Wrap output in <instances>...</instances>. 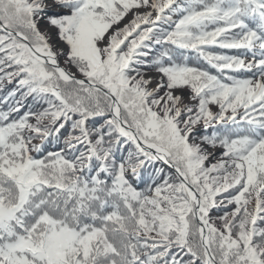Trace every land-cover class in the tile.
Masks as SVG:
<instances>
[{
    "label": "snow or ice",
    "instance_id": "obj_1",
    "mask_svg": "<svg viewBox=\"0 0 264 264\" xmlns=\"http://www.w3.org/2000/svg\"><path fill=\"white\" fill-rule=\"evenodd\" d=\"M0 92V264H264V0H0Z\"/></svg>",
    "mask_w": 264,
    "mask_h": 264
},
{
    "label": "trees",
    "instance_id": "obj_2",
    "mask_svg": "<svg viewBox=\"0 0 264 264\" xmlns=\"http://www.w3.org/2000/svg\"><path fill=\"white\" fill-rule=\"evenodd\" d=\"M75 70V69H74ZM5 90H11L13 87H15V83L13 82L12 84H8L7 82H5ZM4 92H0V96L4 95ZM28 104H31V99L28 100Z\"/></svg>",
    "mask_w": 264,
    "mask_h": 264
},
{
    "label": "rangeland",
    "instance_id": "obj_3",
    "mask_svg": "<svg viewBox=\"0 0 264 264\" xmlns=\"http://www.w3.org/2000/svg\"><path fill=\"white\" fill-rule=\"evenodd\" d=\"M124 23H127V20H125ZM61 62L63 63V59ZM72 71H75L74 68H72Z\"/></svg>",
    "mask_w": 264,
    "mask_h": 264
}]
</instances>
